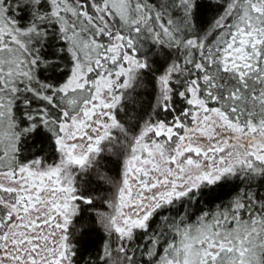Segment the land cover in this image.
Masks as SVG:
<instances>
[{
    "label": "snow or ice",
    "instance_id": "obj_1",
    "mask_svg": "<svg viewBox=\"0 0 264 264\" xmlns=\"http://www.w3.org/2000/svg\"><path fill=\"white\" fill-rule=\"evenodd\" d=\"M0 264H264V0H0Z\"/></svg>",
    "mask_w": 264,
    "mask_h": 264
},
{
    "label": "trees",
    "instance_id": "obj_2",
    "mask_svg": "<svg viewBox=\"0 0 264 264\" xmlns=\"http://www.w3.org/2000/svg\"><path fill=\"white\" fill-rule=\"evenodd\" d=\"M109 167L112 169V174L115 175L118 169L114 165H111V164L109 165ZM105 194H107L106 186L102 187L101 189H98V195L103 196Z\"/></svg>",
    "mask_w": 264,
    "mask_h": 264
}]
</instances>
